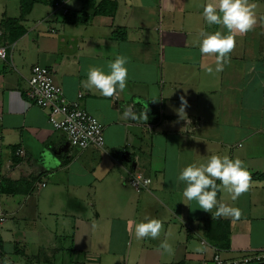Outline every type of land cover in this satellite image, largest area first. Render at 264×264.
I'll use <instances>...</instances> for the list:
<instances>
[{"label":"crops","instance_id":"0c3cea01","mask_svg":"<svg viewBox=\"0 0 264 264\" xmlns=\"http://www.w3.org/2000/svg\"><path fill=\"white\" fill-rule=\"evenodd\" d=\"M62 1L65 13L33 4L14 41L0 25L1 264L198 263L215 251L235 259L263 250L264 0H249L256 23L235 35L219 72L215 55L202 56L195 43L202 30L227 32L205 21L209 0H111L109 14L94 13L102 0ZM20 12V0H0V23ZM119 55L128 60L125 89L106 97L85 86L90 68L107 71ZM35 64L103 124L102 148L68 146L25 96ZM181 97L188 101L183 117ZM212 154L240 158L251 173L250 188L235 201L217 181L218 200L238 207L239 219L186 201L176 181L185 166ZM133 170L150 178L147 189L126 183ZM145 216L163 223L156 239L134 235Z\"/></svg>","mask_w":264,"mask_h":264},{"label":"clouds","instance_id":"9594fccd","mask_svg":"<svg viewBox=\"0 0 264 264\" xmlns=\"http://www.w3.org/2000/svg\"><path fill=\"white\" fill-rule=\"evenodd\" d=\"M72 0H68L71 3ZM255 3L249 0H209L203 6V17L209 26L223 25L227 32L217 30L207 32L202 30L196 43L199 52L204 55H215V71L223 70L228 56L236 46L235 35L246 33L256 23ZM127 57L117 56L104 66L92 67L87 72L86 87L97 89L100 94L112 97L118 91L126 88L128 80ZM209 73L213 72L212 66H205ZM154 96L153 98H155ZM179 114L183 117L188 101L181 97ZM252 176L245 161L240 158H231L228 155L212 154L206 162L191 163L180 170L176 181L183 183V197L186 201H196L198 207L212 212L215 217H231L239 219L241 210L238 207L221 203L217 198L220 185L230 194L233 201L251 186ZM220 182V185L217 184ZM185 203V202H184ZM187 204V203H186ZM163 223L159 218H149L135 224L134 235L137 239H156L161 233ZM161 248L168 250L170 245L162 241Z\"/></svg>","mask_w":264,"mask_h":264},{"label":"built area","instance_id":"2783aa9c","mask_svg":"<svg viewBox=\"0 0 264 264\" xmlns=\"http://www.w3.org/2000/svg\"><path fill=\"white\" fill-rule=\"evenodd\" d=\"M54 6L59 7L65 13L62 0L54 1ZM2 30L0 29V39ZM6 55L5 46L0 42V60ZM25 96L34 104L46 112L50 125L64 133L68 146L78 149L88 147L102 148L104 144L103 124L92 114L79 105L77 100L69 101L63 94L47 66L35 64L27 80ZM78 97L81 93L77 94ZM16 153L24 154L23 148H17ZM126 183L136 192L147 189L151 180L149 177L137 171H127ZM44 185V183H42ZM7 219L6 211L0 206V230ZM2 253L0 251V264ZM264 262V249L253 251L251 254L235 259H224L217 251L210 258H203L198 263L192 261H180L172 264H260ZM129 264V263H124Z\"/></svg>","mask_w":264,"mask_h":264},{"label":"trees","instance_id":"16d2710c","mask_svg":"<svg viewBox=\"0 0 264 264\" xmlns=\"http://www.w3.org/2000/svg\"><path fill=\"white\" fill-rule=\"evenodd\" d=\"M46 2L49 4H54L56 0H20V15L17 18H5L1 21L0 25L8 33L10 41H14L25 31L24 27L20 24L21 18L28 13L33 4L37 2ZM94 13H104L109 14L116 8V3L111 0H102L101 2L95 4Z\"/></svg>","mask_w":264,"mask_h":264}]
</instances>
